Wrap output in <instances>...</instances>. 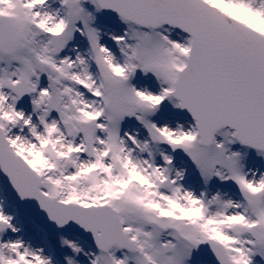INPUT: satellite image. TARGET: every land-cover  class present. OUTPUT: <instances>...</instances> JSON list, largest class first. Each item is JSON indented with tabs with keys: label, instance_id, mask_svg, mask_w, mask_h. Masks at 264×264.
<instances>
[{
	"label": "snow or ice",
	"instance_id": "1",
	"mask_svg": "<svg viewBox=\"0 0 264 264\" xmlns=\"http://www.w3.org/2000/svg\"><path fill=\"white\" fill-rule=\"evenodd\" d=\"M0 264H264V0H0Z\"/></svg>",
	"mask_w": 264,
	"mask_h": 264
},
{
	"label": "rangeland",
	"instance_id": "2",
	"mask_svg": "<svg viewBox=\"0 0 264 264\" xmlns=\"http://www.w3.org/2000/svg\"><path fill=\"white\" fill-rule=\"evenodd\" d=\"M251 157H254V154ZM251 163H253V162H251ZM21 209H22V212L27 215V213L25 212V210L22 207H21ZM24 218H25V215H22L21 219H24ZM42 226L46 227L49 231H53L52 228L47 226V225H42Z\"/></svg>",
	"mask_w": 264,
	"mask_h": 264
},
{
	"label": "water",
	"instance_id": "3",
	"mask_svg": "<svg viewBox=\"0 0 264 264\" xmlns=\"http://www.w3.org/2000/svg\"><path fill=\"white\" fill-rule=\"evenodd\" d=\"M38 211V210H37ZM40 212L38 211L37 214H39ZM40 216V215H39ZM41 217H43V214L41 213Z\"/></svg>",
	"mask_w": 264,
	"mask_h": 264
}]
</instances>
